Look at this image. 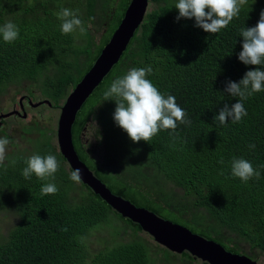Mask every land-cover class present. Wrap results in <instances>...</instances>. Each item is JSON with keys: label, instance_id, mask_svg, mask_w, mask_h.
I'll list each match as a JSON object with an SVG mask.
<instances>
[{"label": "trees", "instance_id": "16d2710c", "mask_svg": "<svg viewBox=\"0 0 264 264\" xmlns=\"http://www.w3.org/2000/svg\"><path fill=\"white\" fill-rule=\"evenodd\" d=\"M130 1H121L119 7L115 0H0V26L11 21L19 28L12 43L0 35V95L13 84H22L25 92L19 96L29 94L52 103L51 108L33 111L61 112L120 25ZM177 2L150 0L155 8L120 62L78 112L73 143L79 158L114 194L256 261L264 258V91L242 101L248 114L241 122L229 119L219 125L214 117L225 104L239 100L224 92L226 82L239 83L256 68L238 58L240 30L257 24L264 0H248L239 16L217 34L204 32L194 20L177 21ZM61 8L79 9L85 34L61 33L56 15ZM148 66L153 71L146 78L162 94L176 98L191 124L178 123L175 133L161 130L149 143L137 144L115 124L116 103L105 101L104 92L131 68ZM24 121L23 133L36 137L23 139L22 149L31 145L35 154L56 156L59 168L54 178L41 180L33 174L26 180L22 170L33 154L22 153L17 166L6 169L8 181L0 191L12 192L1 200L0 210H7L12 223L11 227L2 223L9 229L0 230V264H169L173 258H181L182 264H209L186 251L175 254L162 246L154 248L140 235L144 231L138 224L123 218L81 181H71L72 169L57 146L58 137L56 144L51 138L54 117L36 115ZM94 128L97 134L90 138ZM252 144L255 148L249 147ZM233 157L248 160L260 178L247 183L233 178ZM48 183L58 191L41 196ZM120 221L133 231L129 240L123 239ZM104 228L107 234L97 237L102 244L95 248L93 237Z\"/></svg>", "mask_w": 264, "mask_h": 264}, {"label": "clouds", "instance_id": "9594fccd", "mask_svg": "<svg viewBox=\"0 0 264 264\" xmlns=\"http://www.w3.org/2000/svg\"><path fill=\"white\" fill-rule=\"evenodd\" d=\"M247 3L248 0H178L175 4V9L179 13L176 19L177 21L194 20L195 26L203 29L204 32L217 34L239 16L242 7ZM56 15L60 20L62 34L68 35L77 31L80 34L86 33L84 22L79 18V9L73 11L69 8H61ZM0 35L4 42L12 43L19 37V28L9 21L0 26ZM240 36L243 38V44L238 58L244 65L256 66V68L247 71L239 83L226 82L224 92L232 97H239V100L231 106L225 104L219 110L218 115L214 117V122H218L219 125H226L229 119L233 124L241 122L248 114L242 101L264 91V70H261V66L264 65V10L260 12L257 24L254 27L242 28ZM152 71L151 66L133 67L125 75L115 79L104 92L105 101L113 100L116 103L113 114L115 124L127 133L132 142L137 144L141 141L149 143L161 130H171L175 133L178 123L191 124V120L187 119V113L177 104L176 98L170 94L165 96L146 78L152 74ZM24 100L25 98L21 99V104ZM44 101L51 103L48 99L30 98L26 111L28 108L34 110L36 108L34 105ZM40 106L52 107L46 104ZM26 111L23 109L20 112L24 120L30 118ZM9 143L7 137L0 138V163L5 159ZM249 147L255 148V145L252 144ZM25 163L26 167L22 170V175L26 180L31 179L33 174L41 180L54 178L59 168V162L52 154L46 156L33 154L26 159ZM220 163L223 164V160ZM231 175L247 183L253 178L258 180L261 173L254 169L248 160L233 157ZM69 179L79 183L82 179L80 169L73 170ZM57 191L55 184L48 183L42 186L41 196L55 194ZM63 230L67 231V229Z\"/></svg>", "mask_w": 264, "mask_h": 264}, {"label": "water", "instance_id": "95a60500", "mask_svg": "<svg viewBox=\"0 0 264 264\" xmlns=\"http://www.w3.org/2000/svg\"><path fill=\"white\" fill-rule=\"evenodd\" d=\"M149 6L150 0L130 1L124 18L110 41L104 47L90 71L68 96L61 109L58 122L57 137L60 152L67 160L72 171L80 169L82 173L81 182L84 185L88 186L123 218L138 224L157 244L170 252L183 254L186 251L193 257L209 264H258L249 256L234 254L226 250L221 244L208 240L183 225L163 219L145 208L136 206L122 196L114 194L79 158L76 152L72 128L78 112L99 88L112 68L120 62L137 30L144 22ZM42 104L52 105L49 101H44L34 105V107ZM15 114L20 115V112L16 111ZM11 115H0V121Z\"/></svg>", "mask_w": 264, "mask_h": 264}, {"label": "rangeland", "instance_id": "374dc122", "mask_svg": "<svg viewBox=\"0 0 264 264\" xmlns=\"http://www.w3.org/2000/svg\"><path fill=\"white\" fill-rule=\"evenodd\" d=\"M115 1H116V6H119L120 7L121 1H123V0H115ZM154 8H155V5H153L151 3L150 6H149V9H148V12H151ZM103 31H104L103 28L100 29V33L98 31H96L97 39H99L101 37ZM21 86H22V84L21 85L13 84L10 87H8L7 91L3 95H0V110L1 111H3L5 113L7 111L12 110V105H10V102L11 101H16L17 102L18 101V98H19L18 97V94H21V93H24L25 92V88H22ZM28 106H29V103H28ZM41 111H43V110H41ZM36 115L38 117H40V118L41 117H46V118L54 117L55 118L56 124H55V127H54V132H52L50 134H51V138H53V142L56 144L57 143V126H58V120H59V116H60V110L47 109L42 115L39 114L38 111H31L30 119H33ZM22 123L24 124L25 121H23ZM95 134H97L96 133V128H94L93 131L90 132L89 137L90 138H93ZM30 137L31 138H34L36 136L31 134ZM91 143H92L93 146H95V140L94 139H92ZM32 154H35V150H33L30 155H32ZM1 184H4V182H2V179L0 180V185ZM78 187H79V185H78ZM79 190H80V187H79ZM72 195L73 196H76V197H79V194L78 193H75V194H72ZM2 205H3V203L0 201V207ZM166 220H168V219H166ZM169 220L170 221H173L171 219H169ZM2 223H7V225H9L11 227V223L12 222L10 223V221H8V219L6 218V213L5 212L0 211V226H1V229L0 230L3 231V232H7L8 229H9L8 226H6L5 224H2ZM117 224L119 226L123 227V228L120 229V232L123 235V239L125 241L126 240H129V238L133 234L132 229H130L129 227H127L121 221L120 222H117ZM106 234H107V229L106 228H104L101 231H99V232L96 233L95 237H93V245H94L95 248L100 247V245L102 244V242L99 241L97 239V237H100V236H103V235H106ZM140 235L142 237L148 238L152 242V245H154V248H157V247L160 248L161 247L157 243H155V241L149 235H147L146 233L143 232V233H140ZM157 258L158 259H161L162 258V256H161L160 253L157 255ZM256 261L258 262V264H264V258H257ZM169 264H182L181 263V258H173L172 259V262L169 263Z\"/></svg>", "mask_w": 264, "mask_h": 264}, {"label": "flooded vegetation", "instance_id": "af4514ba", "mask_svg": "<svg viewBox=\"0 0 264 264\" xmlns=\"http://www.w3.org/2000/svg\"><path fill=\"white\" fill-rule=\"evenodd\" d=\"M18 97L19 98L17 102L16 101L10 102V105H12V110L7 111L5 113L0 110V115L12 114L10 117L2 119L4 121L2 120L0 121V138L7 137L10 141L6 149L5 159L2 163H0V180L2 179V182L4 183L5 181H8L7 175L5 174L6 169H11L12 167H16L17 166L16 164H18L22 153L24 154L25 157H28V155H30L32 151L34 150V148L31 145L25 146L24 150L22 149V145H21L22 140L30 137L31 135H28V133H23L22 131L23 123L22 122L24 121V119L22 118V115L15 114L16 111L21 112L23 109H25L26 111V107L28 106V102L31 96L29 94H22L19 96L18 94ZM22 97H25V100L21 104ZM27 111H28L29 116H31V111L33 110L28 108ZM30 120L31 119L29 118L27 122H29ZM33 139H35V137ZM86 145H88V142H86ZM11 192H12L11 190L9 191L5 190V192L0 191V194H3L5 196V197L0 196V201L6 200L8 193H11ZM0 211L5 212L8 215L7 210H0Z\"/></svg>", "mask_w": 264, "mask_h": 264}]
</instances>
